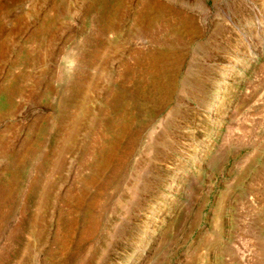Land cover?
Here are the masks:
<instances>
[{
	"label": "rangeland",
	"instance_id": "374dc122",
	"mask_svg": "<svg viewBox=\"0 0 264 264\" xmlns=\"http://www.w3.org/2000/svg\"><path fill=\"white\" fill-rule=\"evenodd\" d=\"M0 264H264V0H0Z\"/></svg>",
	"mask_w": 264,
	"mask_h": 264
},
{
	"label": "bare ground",
	"instance_id": "6f19581e",
	"mask_svg": "<svg viewBox=\"0 0 264 264\" xmlns=\"http://www.w3.org/2000/svg\"><path fill=\"white\" fill-rule=\"evenodd\" d=\"M151 57H152V56H151ZM160 58H161V57H160ZM160 58H159V59H160ZM159 61H160V60H159ZM155 64H156V63H155ZM157 64H158V63H157ZM154 69H155V68H154ZM104 141H106V140H104ZM105 144H106V143H105ZM104 151H105V150H104ZM101 156H102V154H101ZM101 162H102V161H101Z\"/></svg>",
	"mask_w": 264,
	"mask_h": 264
}]
</instances>
